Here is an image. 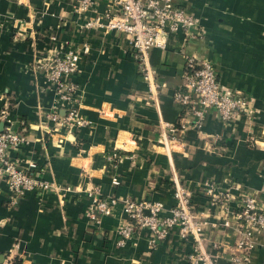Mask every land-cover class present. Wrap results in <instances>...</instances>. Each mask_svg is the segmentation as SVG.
<instances>
[{"label":"crops","instance_id":"obj_1","mask_svg":"<svg viewBox=\"0 0 264 264\" xmlns=\"http://www.w3.org/2000/svg\"><path fill=\"white\" fill-rule=\"evenodd\" d=\"M185 4L198 22L195 35L168 34L164 48L150 50L149 82L122 33L82 26L83 14H97L82 12L78 0H0V108L12 104L13 128L28 139L10 157L50 186L10 205L0 180V264H187L194 236L181 237L177 227L154 242L140 228L117 243L118 226L128 221L122 202L156 200L167 215L175 182L191 192L205 241L218 246L208 249L219 264H231L240 237L236 201L248 194L264 204V0ZM97 8L118 11L106 0ZM53 50L81 56L69 78L89 123L71 133L43 117L66 109L55 84L35 66ZM186 54L211 60L221 83L250 94L256 116L224 122L209 109L202 127L192 126L194 116L173 99ZM163 123L177 129L167 148L159 141ZM112 150L120 155L114 165L106 157ZM95 186L118 198L98 223L87 216ZM207 188L230 194L227 211L210 202ZM248 264H264V230L253 233Z\"/></svg>","mask_w":264,"mask_h":264},{"label":"built area","instance_id":"obj_2","mask_svg":"<svg viewBox=\"0 0 264 264\" xmlns=\"http://www.w3.org/2000/svg\"><path fill=\"white\" fill-rule=\"evenodd\" d=\"M108 4L117 5L118 11L107 9L99 14L98 0H78L82 12L91 11L95 16L83 14L84 28L97 27L115 30L122 33L137 60L142 77L152 82V67L149 63V52L152 48H164L167 36L181 33L187 39L192 37L198 25L195 16L189 12L186 0H106ZM84 12V13H85ZM86 44L82 53H87ZM79 51L53 50L36 61L35 66L44 71L47 78L55 84L58 97L66 103L63 115L55 109L46 112L43 117L65 128L67 132L89 123L79 111L77 100V84L69 77L76 73L80 63ZM174 101L182 111L191 112L194 116L192 126L200 129L209 109H214L224 122L237 121L241 117L256 116L253 97L244 90L221 83L215 72L214 63L209 59L197 58L192 54L185 55L182 72V86L175 90ZM12 104L0 108V180L9 188L7 202L15 204L26 192L42 193L49 189V184L36 178L21 168L10 157V151L28 142L24 132L13 128ZM177 130L170 123L159 125V141L168 147V140L173 138L171 132ZM181 130H184L183 125ZM169 134L171 137L169 138ZM107 160L114 164L120 161L117 151H110ZM117 183L116 180L113 181ZM210 202L221 205L227 211L230 198L228 192H216L212 188L206 190ZM175 204L168 209L169 214L163 215V205L156 200H135L127 198L122 202L123 212L128 221L118 226V245H123L132 233L140 228L149 231L154 242L164 238L172 227H177L181 237L192 234L194 241L191 251L187 253V264H219L211 248L218 247L207 243L202 236L201 227L197 224L194 208L191 205V192L182 184H174ZM92 200L88 205L87 216L95 223L99 216L108 214L117 203L118 198L102 194L95 186L88 192ZM235 218L240 233L233 246L231 264H248L255 230H264V204L258 203L251 195L245 194L236 201Z\"/></svg>","mask_w":264,"mask_h":264},{"label":"water","instance_id":"obj_3","mask_svg":"<svg viewBox=\"0 0 264 264\" xmlns=\"http://www.w3.org/2000/svg\"><path fill=\"white\" fill-rule=\"evenodd\" d=\"M2 124H0V128H1Z\"/></svg>","mask_w":264,"mask_h":264}]
</instances>
